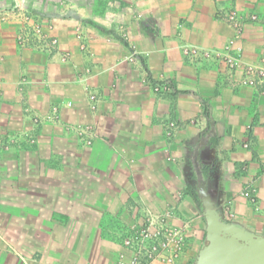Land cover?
<instances>
[{
	"label": "crops",
	"instance_id": "crops-1",
	"mask_svg": "<svg viewBox=\"0 0 264 264\" xmlns=\"http://www.w3.org/2000/svg\"><path fill=\"white\" fill-rule=\"evenodd\" d=\"M17 6L50 19L57 53L18 49L4 16ZM228 7L257 16L238 46L245 65H263L264 0H0V134L71 102L33 147L0 153V264H110L133 206L172 209L167 223L187 235L177 264H191L205 223L189 155L208 129V190L227 221L264 235V90L181 50L222 48L232 31L216 15ZM69 125L91 126L92 144Z\"/></svg>",
	"mask_w": 264,
	"mask_h": 264
},
{
	"label": "built area",
	"instance_id": "built-area-1",
	"mask_svg": "<svg viewBox=\"0 0 264 264\" xmlns=\"http://www.w3.org/2000/svg\"><path fill=\"white\" fill-rule=\"evenodd\" d=\"M4 16H11L16 24L15 42L20 50H30L48 56L58 51V40L52 34L50 19L39 13L31 12L24 6H17ZM3 16V15H2ZM217 18L225 21L232 31V36L220 49H201L195 46L184 45L182 55L185 61L193 66L202 64L224 65L226 79H231L242 68L239 85L255 90H264V64L245 65L242 60V49L238 46L242 38L246 22H256V15L248 18L242 17L233 7L223 8L217 12ZM82 49H85L81 44ZM25 82H21V85ZM22 91V90H21ZM155 91H158L156 88ZM22 93V92H21ZM89 109H95L99 97L86 92ZM71 102L62 105H51L45 116L33 115L27 112L31 128L17 133L0 134V153L19 149L23 145L33 147L36 144V131L45 124H60V111L70 108ZM67 131L75 134L82 146H90L93 142L94 130L91 126L65 127ZM246 197L254 203V190L246 193ZM132 214L135 221L132 225L122 227L116 237L119 251L110 264H177L184 253L186 244V231L167 223L171 217L172 209L161 214H155L147 208L139 209L133 206Z\"/></svg>",
	"mask_w": 264,
	"mask_h": 264
},
{
	"label": "water",
	"instance_id": "water-1",
	"mask_svg": "<svg viewBox=\"0 0 264 264\" xmlns=\"http://www.w3.org/2000/svg\"><path fill=\"white\" fill-rule=\"evenodd\" d=\"M209 129L199 137L191 153V169L198 183V198L205 223V237L191 264H264V235L227 221L203 177L202 153L208 146Z\"/></svg>",
	"mask_w": 264,
	"mask_h": 264
},
{
	"label": "flooded vegetation",
	"instance_id": "flooded-vegetation-1",
	"mask_svg": "<svg viewBox=\"0 0 264 264\" xmlns=\"http://www.w3.org/2000/svg\"><path fill=\"white\" fill-rule=\"evenodd\" d=\"M192 157H193V155H189V162H191L192 161ZM191 171H192V176L194 177V188H195V194H196V197L198 198V190H199V188H198V183L195 181L196 180V178H195V172L193 171V169H191ZM198 199H200V198H198Z\"/></svg>",
	"mask_w": 264,
	"mask_h": 264
},
{
	"label": "rangeland",
	"instance_id": "rangeland-1",
	"mask_svg": "<svg viewBox=\"0 0 264 264\" xmlns=\"http://www.w3.org/2000/svg\"><path fill=\"white\" fill-rule=\"evenodd\" d=\"M193 261V260H192Z\"/></svg>",
	"mask_w": 264,
	"mask_h": 264
}]
</instances>
